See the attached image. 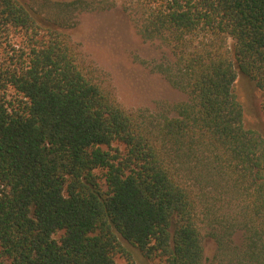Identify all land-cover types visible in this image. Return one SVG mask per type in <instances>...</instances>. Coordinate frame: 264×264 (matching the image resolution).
Segmentation results:
<instances>
[{
	"label": "trees",
	"instance_id": "1",
	"mask_svg": "<svg viewBox=\"0 0 264 264\" xmlns=\"http://www.w3.org/2000/svg\"><path fill=\"white\" fill-rule=\"evenodd\" d=\"M113 5L0 0V264H135L121 240L152 264H264V139L233 92L264 94V0H122L187 96L157 113L121 107L68 33Z\"/></svg>",
	"mask_w": 264,
	"mask_h": 264
},
{
	"label": "rangeland",
	"instance_id": "2",
	"mask_svg": "<svg viewBox=\"0 0 264 264\" xmlns=\"http://www.w3.org/2000/svg\"><path fill=\"white\" fill-rule=\"evenodd\" d=\"M112 1L114 5L109 10L79 14L75 28L68 32L71 40L85 60L107 75L121 107L128 111L170 112L173 105L187 100L186 94L174 89L156 70L157 65L172 62V54L157 42L142 41L122 0ZM233 92L243 108L245 128L257 131L264 139V94L241 74H237ZM240 240L241 235L236 234L234 242L239 244ZM121 243L131 252L135 264H152L137 249L123 240ZM212 246L211 241L205 242V256L211 255ZM115 259L124 262L119 257Z\"/></svg>",
	"mask_w": 264,
	"mask_h": 264
}]
</instances>
